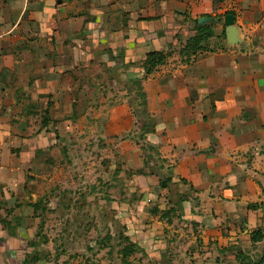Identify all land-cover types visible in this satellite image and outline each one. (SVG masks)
<instances>
[{
    "label": "crops",
    "instance_id": "1",
    "mask_svg": "<svg viewBox=\"0 0 264 264\" xmlns=\"http://www.w3.org/2000/svg\"><path fill=\"white\" fill-rule=\"evenodd\" d=\"M226 12L243 44L181 61L194 21ZM153 52L171 56L145 76ZM136 82L154 124L142 143L179 182L182 220L216 243L195 264H237L252 246L262 255L264 239L250 240L264 235V118L244 113L264 105L261 0H0V104L26 89L50 104L49 116H91L108 147L121 132L137 134Z\"/></svg>",
    "mask_w": 264,
    "mask_h": 264
},
{
    "label": "rangeland",
    "instance_id": "2",
    "mask_svg": "<svg viewBox=\"0 0 264 264\" xmlns=\"http://www.w3.org/2000/svg\"><path fill=\"white\" fill-rule=\"evenodd\" d=\"M222 29L214 52L232 48ZM15 96L0 104V264H195L211 252L216 243L182 220L179 182L142 143L153 123L143 99L131 106L137 134L121 132L107 147L91 116H49L50 104L26 89ZM244 113L264 118V105ZM124 238L135 246L126 256ZM261 250L243 251L256 261Z\"/></svg>",
    "mask_w": 264,
    "mask_h": 264
},
{
    "label": "trees",
    "instance_id": "3",
    "mask_svg": "<svg viewBox=\"0 0 264 264\" xmlns=\"http://www.w3.org/2000/svg\"><path fill=\"white\" fill-rule=\"evenodd\" d=\"M227 15H231L235 18V15L232 12H226L223 16L220 18H224ZM194 36L190 39H188L185 44L182 46L180 51L178 52L179 57L184 59V63H189V61L195 57L197 54H203V53H213L214 49H210L209 45L210 42L213 41L215 38V31L213 29V25H208L205 27H200L197 25V22L194 21ZM220 36L225 40L224 35V29H222ZM171 56L170 53H149L145 56L144 61L142 62V68L144 71L145 76L151 75L158 67L164 65L167 61V59ZM137 88V94L138 96L144 100V95L141 93V86L138 82L134 83ZM144 107H146L145 100L142 103ZM45 116H47V113H45ZM46 123V121L44 122ZM154 124H150L148 130H146L145 134H153L154 133ZM211 152V151H208ZM140 174V172H138ZM170 180H166V182H169ZM183 200H181L182 202ZM34 209L35 206H30ZM170 211V210H169ZM152 214H156L157 211L153 210L151 212ZM169 213V212H168ZM164 215H167L165 212ZM264 239L263 231L262 230H256L251 234V243H260ZM124 242L127 243V247H125L122 252L123 256L129 255L131 251L135 248L133 244L129 242L127 238L123 239ZM237 264H263L264 262V250L260 258L256 261H252L250 258H248L244 253H238L236 255ZM32 262L33 260H29ZM22 264H28V263H22Z\"/></svg>",
    "mask_w": 264,
    "mask_h": 264
},
{
    "label": "water",
    "instance_id": "4",
    "mask_svg": "<svg viewBox=\"0 0 264 264\" xmlns=\"http://www.w3.org/2000/svg\"><path fill=\"white\" fill-rule=\"evenodd\" d=\"M71 3L75 0H66ZM60 3V2H59ZM197 25L200 27H205L208 25H218L222 23L225 35L226 45L229 47L241 46L243 44L239 37V30L235 25V19L231 15L225 16L223 19H211L208 17H202L197 19ZM161 186L164 187V182H161Z\"/></svg>",
    "mask_w": 264,
    "mask_h": 264
},
{
    "label": "built area",
    "instance_id": "5",
    "mask_svg": "<svg viewBox=\"0 0 264 264\" xmlns=\"http://www.w3.org/2000/svg\"><path fill=\"white\" fill-rule=\"evenodd\" d=\"M264 3V0H261Z\"/></svg>",
    "mask_w": 264,
    "mask_h": 264
}]
</instances>
